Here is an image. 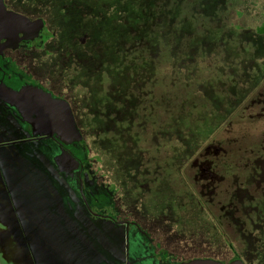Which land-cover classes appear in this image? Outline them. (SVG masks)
<instances>
[{"label": "rangeland", "instance_id": "rangeland-1", "mask_svg": "<svg viewBox=\"0 0 264 264\" xmlns=\"http://www.w3.org/2000/svg\"><path fill=\"white\" fill-rule=\"evenodd\" d=\"M4 1L45 20L43 68L87 104L83 139L61 145L28 140L0 103V264H168L162 235L137 236L145 220L213 230L249 261L247 232L264 229V0L253 16L249 0Z\"/></svg>", "mask_w": 264, "mask_h": 264}, {"label": "flooded vegetation", "instance_id": "flooded-vegetation-1", "mask_svg": "<svg viewBox=\"0 0 264 264\" xmlns=\"http://www.w3.org/2000/svg\"><path fill=\"white\" fill-rule=\"evenodd\" d=\"M4 2L6 4V1ZM259 5L262 7V3ZM6 6L8 11H11L7 4ZM29 18L33 24H42L41 29L35 33L34 36L28 38L22 33L20 35L21 39L16 44L7 43L5 39L0 41V103H2L8 111L15 113L17 115V120L19 119L24 125H26L31 135L30 137H27L28 140L40 137H51L58 140L61 145H64L66 143L61 142L57 134H34L32 124L22 118L18 109L14 105L4 100V98H7L12 91H19L26 86H34L51 94L55 99H63L69 102L76 121L77 116L74 107L84 110L83 107L87 104L71 92L63 93L62 87L59 85V78L56 77L59 75L56 74L55 78H53L52 75H50L52 72L50 67H47V72H45L43 67H45L47 61L50 60L48 58L50 55L47 54L48 51L46 50L45 52L42 46L38 45V43H42L43 41L40 34L46 23L41 17L33 18L29 16ZM48 37L49 34L46 35L45 38ZM71 153L72 152H68L67 150H61L59 155L60 160L58 159L61 169L69 171L77 166L78 161L75 160ZM199 174L202 178L216 176L211 168V164L208 162L204 164ZM243 220L246 221L244 218ZM164 225V230L158 231L157 229H159V225L157 226V224H154L153 220L141 221V224H138L137 236L150 233L151 237L158 238L157 235H162L160 238L165 239L167 244H162L158 247V252L167 255L166 259L168 260V264H182L194 259H213L225 264L241 259L245 264H264L263 228L257 229L258 231L249 230L247 232V237L250 239V250L252 251L249 261H247L234 249L232 244L227 250L218 246L217 243L215 244L217 236L214 234L213 230L209 229V233H207L196 228V230L193 229L194 233L191 234L192 236L187 237V235L179 236V234H174L169 229L168 224ZM210 232H213L212 237H214V239L210 238ZM193 236L197 238H194Z\"/></svg>", "mask_w": 264, "mask_h": 264}, {"label": "water", "instance_id": "water-1", "mask_svg": "<svg viewBox=\"0 0 264 264\" xmlns=\"http://www.w3.org/2000/svg\"><path fill=\"white\" fill-rule=\"evenodd\" d=\"M42 27L33 24L29 18L19 13L8 11L4 0H0V41L16 44L23 33L32 37ZM4 100L14 105L22 118L33 126L34 134H57L61 142L69 144L83 139L71 105L66 100H57L51 94L34 86H26L19 91H12ZM182 264H225L213 259H194ZM229 264H245L241 259Z\"/></svg>", "mask_w": 264, "mask_h": 264}, {"label": "crops", "instance_id": "crops-1", "mask_svg": "<svg viewBox=\"0 0 264 264\" xmlns=\"http://www.w3.org/2000/svg\"><path fill=\"white\" fill-rule=\"evenodd\" d=\"M256 1L257 0H249V2H250V12H251V16H253L254 14H255V10H256ZM259 1V3L258 4H260V3H262V1L263 0H258Z\"/></svg>", "mask_w": 264, "mask_h": 264}]
</instances>
